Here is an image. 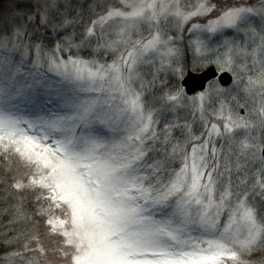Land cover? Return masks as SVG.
<instances>
[{
	"label": "snow or ice",
	"instance_id": "obj_1",
	"mask_svg": "<svg viewBox=\"0 0 264 264\" xmlns=\"http://www.w3.org/2000/svg\"><path fill=\"white\" fill-rule=\"evenodd\" d=\"M0 264H264V0L0 17Z\"/></svg>",
	"mask_w": 264,
	"mask_h": 264
},
{
	"label": "rangeland",
	"instance_id": "obj_2",
	"mask_svg": "<svg viewBox=\"0 0 264 264\" xmlns=\"http://www.w3.org/2000/svg\"><path fill=\"white\" fill-rule=\"evenodd\" d=\"M27 2L28 0H0V17H3L4 15L10 13L13 7L22 6ZM229 2H232V0H229ZM51 79L53 81L59 80L58 77L54 76H52Z\"/></svg>",
	"mask_w": 264,
	"mask_h": 264
},
{
	"label": "water",
	"instance_id": "obj_3",
	"mask_svg": "<svg viewBox=\"0 0 264 264\" xmlns=\"http://www.w3.org/2000/svg\"><path fill=\"white\" fill-rule=\"evenodd\" d=\"M228 86H230V85H228Z\"/></svg>",
	"mask_w": 264,
	"mask_h": 264
}]
</instances>
